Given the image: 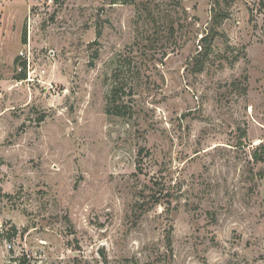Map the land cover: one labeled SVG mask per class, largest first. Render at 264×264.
Listing matches in <instances>:
<instances>
[{"label":"rangeland","instance_id":"rangeland-1","mask_svg":"<svg viewBox=\"0 0 264 264\" xmlns=\"http://www.w3.org/2000/svg\"><path fill=\"white\" fill-rule=\"evenodd\" d=\"M219 4L196 70L214 0H0V264H264V0Z\"/></svg>","mask_w":264,"mask_h":264},{"label":"trees","instance_id":"trees-1","mask_svg":"<svg viewBox=\"0 0 264 264\" xmlns=\"http://www.w3.org/2000/svg\"><path fill=\"white\" fill-rule=\"evenodd\" d=\"M215 3V8H214V16H213V25L210 28V30L208 31V33H206L205 36L202 37V46H201V50L198 51V53L196 54L195 58H194V66L196 68V70H202L204 67V64L210 54V50H211V44L212 41L214 40L217 31H216V27L217 25H219L222 21V19H224V17H226V13L224 11H222V9L219 7V0H214ZM26 40V33L24 34V41ZM244 81V83L247 82V76L243 77V79L239 80ZM258 149V148H256ZM256 159L258 160L260 157L257 156V153L255 154ZM159 201V199H158ZM15 264H32L31 260L29 259V257H27V255H23L21 257H16L14 259Z\"/></svg>","mask_w":264,"mask_h":264},{"label":"built area","instance_id":"built-area-1","mask_svg":"<svg viewBox=\"0 0 264 264\" xmlns=\"http://www.w3.org/2000/svg\"><path fill=\"white\" fill-rule=\"evenodd\" d=\"M2 228H3V224H2V223H0V230H2Z\"/></svg>","mask_w":264,"mask_h":264}]
</instances>
